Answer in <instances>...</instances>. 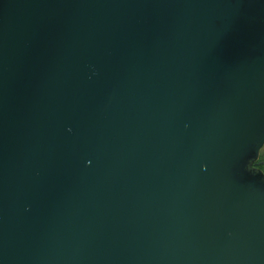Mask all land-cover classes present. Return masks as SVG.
Here are the masks:
<instances>
[{"label": "water", "instance_id": "95a60500", "mask_svg": "<svg viewBox=\"0 0 264 264\" xmlns=\"http://www.w3.org/2000/svg\"><path fill=\"white\" fill-rule=\"evenodd\" d=\"M264 0H0V264H264Z\"/></svg>", "mask_w": 264, "mask_h": 264}, {"label": "built area", "instance_id": "2783aa9c", "mask_svg": "<svg viewBox=\"0 0 264 264\" xmlns=\"http://www.w3.org/2000/svg\"><path fill=\"white\" fill-rule=\"evenodd\" d=\"M264 150V149H263ZM261 156V157H260ZM259 156V161L262 162V171L264 172V151L263 154ZM261 158V159H260Z\"/></svg>", "mask_w": 264, "mask_h": 264}, {"label": "trees", "instance_id": "16d2710c", "mask_svg": "<svg viewBox=\"0 0 264 264\" xmlns=\"http://www.w3.org/2000/svg\"><path fill=\"white\" fill-rule=\"evenodd\" d=\"M263 154V151L261 152V155ZM261 157V156H260ZM260 169H262V166H259Z\"/></svg>", "mask_w": 264, "mask_h": 264}, {"label": "bare ground", "instance_id": "6f19581e", "mask_svg": "<svg viewBox=\"0 0 264 264\" xmlns=\"http://www.w3.org/2000/svg\"><path fill=\"white\" fill-rule=\"evenodd\" d=\"M261 166V165H260Z\"/></svg>", "mask_w": 264, "mask_h": 264}, {"label": "rangeland", "instance_id": "374dc122", "mask_svg": "<svg viewBox=\"0 0 264 264\" xmlns=\"http://www.w3.org/2000/svg\"><path fill=\"white\" fill-rule=\"evenodd\" d=\"M261 159V158H260Z\"/></svg>", "mask_w": 264, "mask_h": 264}]
</instances>
